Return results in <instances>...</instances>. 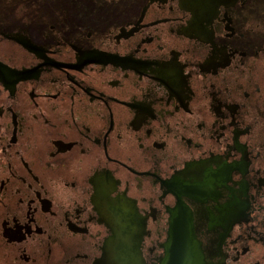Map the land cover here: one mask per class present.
<instances>
[{"label": "flooded vegetation", "instance_id": "obj_1", "mask_svg": "<svg viewBox=\"0 0 264 264\" xmlns=\"http://www.w3.org/2000/svg\"><path fill=\"white\" fill-rule=\"evenodd\" d=\"M0 264H264V0H0Z\"/></svg>", "mask_w": 264, "mask_h": 264}]
</instances>
